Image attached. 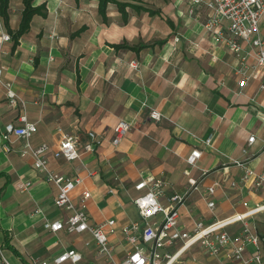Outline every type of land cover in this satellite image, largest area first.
Returning a JSON list of instances; mask_svg holds the SVG:
<instances>
[{"label": "crops", "instance_id": "obj_1", "mask_svg": "<svg viewBox=\"0 0 264 264\" xmlns=\"http://www.w3.org/2000/svg\"><path fill=\"white\" fill-rule=\"evenodd\" d=\"M120 1L154 12L126 6L124 18L116 3L108 2L102 19L98 0H32L34 5L44 4L46 14H33L15 45L0 15V34L10 36L0 41V66L23 101L9 104L0 86V130L25 113L37 126L30 143L49 145L48 167L82 179L71 193L72 202L77 204L80 191L87 189L90 221L112 218L116 228L108 233L113 246L110 258L99 255L87 231L45 229V219L64 218L69 211L54 206L56 185L34 168L31 153H22L23 139L11 135L9 151L0 142V251L11 264H31L38 258L53 264L52 257L68 248L81 253L76 264L120 261L128 247L120 227L138 218L133 185L145 174L164 179L160 197L164 205L171 193L188 188V178L197 180L196 189L178 205L184 229L196 220L207 224L264 203V188L255 189L251 180L241 183L243 168L232 163L243 161L255 171L264 165V87H260L264 78L253 55L242 63L212 38L203 27L208 9L202 3ZM22 9V0H8L12 31L19 25ZM259 28L264 37V13ZM140 43L146 45L113 46ZM242 47L249 49L246 43ZM151 108L163 117L151 119ZM120 118L131 126L113 145L114 123ZM89 130L99 139L91 152L81 148ZM61 132L78 135V157L51 155ZM249 135L255 138L248 144ZM207 137H211L208 146L200 140ZM194 147L201 155L190 166L186 158ZM212 185L214 192L209 193ZM208 200L215 202L213 208ZM249 220L264 233V211ZM230 252L227 246L212 255L194 245L182 261L221 264L230 260Z\"/></svg>", "mask_w": 264, "mask_h": 264}, {"label": "built area", "instance_id": "obj_2", "mask_svg": "<svg viewBox=\"0 0 264 264\" xmlns=\"http://www.w3.org/2000/svg\"><path fill=\"white\" fill-rule=\"evenodd\" d=\"M192 4L202 3L208 9L203 27L212 38L223 43L232 53L238 56L242 63L251 54L254 57V66L264 78V37L259 28L260 18L264 13V0H191ZM191 5L188 11H191ZM7 32L0 34V41L9 40ZM178 38L175 37V40ZM246 43L249 49H243ZM2 49L0 47V55ZM242 74H244L242 72ZM244 78L240 84H244ZM0 86L5 90L6 98L11 105H17L23 101L18 97L12 86V82L3 76L0 66ZM260 87H264V81ZM149 117L160 120L163 115L157 109L149 110ZM131 123L118 119L114 123L111 142L117 145L126 135ZM37 129L36 123L28 119L23 112L17 115V122L8 121L0 130V142L4 151H9V138L11 135L23 139L22 153H31L33 166L44 173L47 181L57 187L56 196L53 199L55 207L69 211L64 218L45 219L43 227L50 231L64 230L68 233H80L87 231L92 236L99 255L111 257L113 246L108 233H114L115 220L109 218L100 223H93L86 211V201L90 197L87 189L80 191L77 204L72 202V191L82 182L78 176H68L48 167L47 154L49 145L42 142L32 145L29 139ZM60 131V129H59ZM264 134V123L262 126ZM87 139L81 145L84 151H93L95 144L99 142L98 134L89 130ZM254 135L247 137V143L254 140ZM205 145L211 144V137L200 139ZM79 137L77 134L61 132L56 149L50 153L53 157H63L71 160L79 156ZM245 151V148L242 149ZM201 150L197 147L191 149L186 158L188 165L193 166L200 157ZM235 165L243 168L240 182L252 181L255 189L264 188V165L259 171L248 167L245 162L233 160ZM189 170H185L188 173ZM234 184V182H232ZM25 187L30 184L26 182ZM165 181L162 177L145 174L139 177L133 185L137 194L133 202L138 210V218L123 224L120 227L125 241L128 244L125 256L120 261H112L111 264H177L182 262V257L194 245H198L207 253L215 255L223 248L230 246L231 258L221 264H264V233H259L251 224L250 218L256 213L264 211V203L246 207L241 213H234L221 219H215L210 223L196 220L190 229H184L180 225V212L178 205L182 204L190 192L197 187V180L188 178V188L183 192H173L168 197V205L160 201L163 195ZM214 186L208 187V192H214ZM208 207L213 208L215 202L208 200ZM239 223L237 228H234ZM233 227V228H231ZM251 247V248H250ZM81 259V253L74 248L60 251L51 262L62 264L66 261L76 264ZM0 264H11L0 251ZM31 264H50L47 259H33Z\"/></svg>", "mask_w": 264, "mask_h": 264}, {"label": "trees", "instance_id": "obj_3", "mask_svg": "<svg viewBox=\"0 0 264 264\" xmlns=\"http://www.w3.org/2000/svg\"><path fill=\"white\" fill-rule=\"evenodd\" d=\"M23 1V9L21 12V18L19 25L17 29L12 31L9 26H8V16H7V2L8 0H0V15L3 17L4 24L7 28V31L11 34L13 40H14V45L17 43L18 38L27 31L29 27V22L33 14H40V15H45L46 14V8L44 4H39V5H34L32 3V0H22ZM108 2H114L116 3L118 9L121 11V14L126 16V11L125 7L126 6H132L138 9H145L149 13H152L154 11L149 10L148 8H145L140 5H134L125 1H120V0H98V11L100 15L102 16V19H105V9H106V4ZM145 43H140L138 45H128V44H121V45H113L115 47H126V48H132V49H139L143 46H145Z\"/></svg>", "mask_w": 264, "mask_h": 264}, {"label": "rangeland", "instance_id": "obj_4", "mask_svg": "<svg viewBox=\"0 0 264 264\" xmlns=\"http://www.w3.org/2000/svg\"><path fill=\"white\" fill-rule=\"evenodd\" d=\"M260 227H261V225L258 226V228H260ZM257 230H258V229H257ZM258 232H259V231H258ZM250 248H251V247H250ZM188 254H189V253L187 252V253L182 257V260L186 257V255L188 256ZM182 262H183V261H182ZM182 262H181V263H177V264H187L186 261L183 262V263H182Z\"/></svg>", "mask_w": 264, "mask_h": 264}]
</instances>
